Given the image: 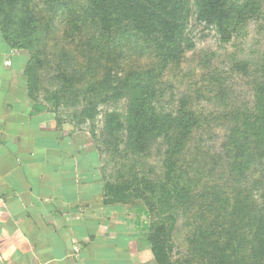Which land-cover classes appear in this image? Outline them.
Returning a JSON list of instances; mask_svg holds the SVG:
<instances>
[{
    "label": "rangeland",
    "instance_id": "374dc122",
    "mask_svg": "<svg viewBox=\"0 0 264 264\" xmlns=\"http://www.w3.org/2000/svg\"><path fill=\"white\" fill-rule=\"evenodd\" d=\"M199 1L190 0L186 37L192 47L180 62L165 67L143 40L120 31L101 32L88 11V0H31L40 29L37 48L27 53L28 62L36 61L33 101L56 117V123L61 120L57 129L67 131L69 150L95 153L104 183L164 180V139L154 142L146 154H138L125 133H112L106 123L107 113L126 111L125 85L141 75L144 83L158 90L159 109L175 113L186 106L201 120L181 160L183 180L195 184L198 193L212 185L231 190L237 184L229 174L224 146L238 120L257 115L254 82L264 71V0H233L260 12L243 27L234 25L226 31L203 20ZM91 110L94 116L86 117ZM115 205L136 224L137 233L148 237L153 217L141 200ZM191 219L192 214L178 219L175 262L190 253Z\"/></svg>",
    "mask_w": 264,
    "mask_h": 264
},
{
    "label": "trees",
    "instance_id": "16d2710c",
    "mask_svg": "<svg viewBox=\"0 0 264 264\" xmlns=\"http://www.w3.org/2000/svg\"><path fill=\"white\" fill-rule=\"evenodd\" d=\"M88 1V11L101 32L120 31L123 36L143 40L165 67L180 62L187 47H192L186 37L190 0ZM199 8L203 20L222 31L234 25L243 27L260 12L233 0H200ZM0 35L14 52L35 51L40 29L31 0H0ZM35 62L32 59L25 68L32 100ZM141 79V75L131 77L125 85L129 92L126 111L107 113L106 123L112 133H125L138 154H146L154 142L164 139L166 174L159 183L139 178L106 183L105 203L138 199L145 204L153 217L147 241L156 264H264V71L254 82L257 115L238 120L224 146L229 174L237 184L231 190L212 185L200 193L179 172L201 120L186 106L175 113L159 109L158 90ZM85 115L91 118L94 112ZM57 124L62 126L60 119ZM181 214H192L194 229L189 255L175 262L173 234Z\"/></svg>",
    "mask_w": 264,
    "mask_h": 264
},
{
    "label": "crops",
    "instance_id": "0c3cea01",
    "mask_svg": "<svg viewBox=\"0 0 264 264\" xmlns=\"http://www.w3.org/2000/svg\"><path fill=\"white\" fill-rule=\"evenodd\" d=\"M27 53L0 35V264H156L147 236L105 203L94 152L29 96Z\"/></svg>",
    "mask_w": 264,
    "mask_h": 264
}]
</instances>
